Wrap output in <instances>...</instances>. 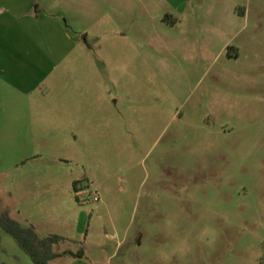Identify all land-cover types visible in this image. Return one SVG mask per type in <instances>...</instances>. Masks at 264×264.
<instances>
[{
  "label": "rangeland",
  "instance_id": "374dc122",
  "mask_svg": "<svg viewBox=\"0 0 264 264\" xmlns=\"http://www.w3.org/2000/svg\"><path fill=\"white\" fill-rule=\"evenodd\" d=\"M23 1L0 214L64 239L49 264H264V0ZM0 264H35L1 225Z\"/></svg>",
  "mask_w": 264,
  "mask_h": 264
},
{
  "label": "trees",
  "instance_id": "16d2710c",
  "mask_svg": "<svg viewBox=\"0 0 264 264\" xmlns=\"http://www.w3.org/2000/svg\"><path fill=\"white\" fill-rule=\"evenodd\" d=\"M78 181L74 183L75 192L78 193ZM0 225L10 233L31 257L35 264H49L50 261L71 252L59 254L55 251V246L64 239L58 235L40 238L33 228H24L17 221L11 219L7 214H0ZM80 255V254H79Z\"/></svg>",
  "mask_w": 264,
  "mask_h": 264
},
{
  "label": "crops",
  "instance_id": "0c3cea01",
  "mask_svg": "<svg viewBox=\"0 0 264 264\" xmlns=\"http://www.w3.org/2000/svg\"><path fill=\"white\" fill-rule=\"evenodd\" d=\"M168 1H170L171 4L174 7H176L180 13L181 11H184V8L186 7V3L188 0H175V1L174 0H168ZM7 2L10 4H13L14 9H16L17 11H19L21 9V7L23 6L22 4L25 3L23 0H12V1L7 0ZM4 17H6V16H1V18H0V20L2 21V25H4V23L6 22V19Z\"/></svg>",
  "mask_w": 264,
  "mask_h": 264
},
{
  "label": "built area",
  "instance_id": "2783aa9c",
  "mask_svg": "<svg viewBox=\"0 0 264 264\" xmlns=\"http://www.w3.org/2000/svg\"><path fill=\"white\" fill-rule=\"evenodd\" d=\"M99 200H100L99 196L97 194H95L94 201L97 202Z\"/></svg>",
  "mask_w": 264,
  "mask_h": 264
}]
</instances>
